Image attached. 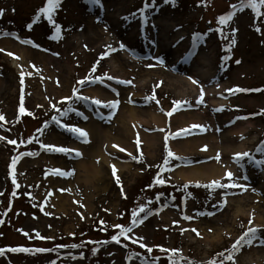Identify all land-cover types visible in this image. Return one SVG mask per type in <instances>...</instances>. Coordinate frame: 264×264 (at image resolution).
Here are the masks:
<instances>
[{"label":"rangeland","instance_id":"rangeland-1","mask_svg":"<svg viewBox=\"0 0 264 264\" xmlns=\"http://www.w3.org/2000/svg\"><path fill=\"white\" fill-rule=\"evenodd\" d=\"M148 2L151 3V0ZM103 4L105 11H109V17L105 19L104 16V20H101L102 14L98 10L90 11L83 0H62L54 13L55 23L62 27L61 38L50 39L55 35V30L46 18L41 17L39 22L33 23V18L46 5V0H0V9L4 11L0 17V49L5 50L0 52V114L5 118L0 121V137H4L0 140V249L5 250L0 255V264H144L145 258L151 264L152 257H159L158 264H169L168 256L171 253L161 252V247L179 250V255L185 258L180 264H189V261L192 264H209L213 259L219 261L222 258L217 254L224 252L228 256L233 243L248 227L258 228L260 237L264 233V225H259L256 218L259 213L257 207L264 209V170L248 165L246 160L243 170L234 164L237 168L234 180L246 174L249 178L247 181L257 189L210 190L197 187V184L206 185L211 181L183 182L176 173L183 167L205 164V153H180L176 142L200 136L204 132L207 135L214 127L219 134L229 136L235 135L236 129L243 128V133L235 137L233 146L245 143L242 152L247 151L258 159H264V155L256 152L264 142V16L257 19L251 9L240 12L237 8L234 18L226 26H221L218 17L232 11L231 5L239 6L240 0H176L175 7L165 4L163 0H156L155 8L147 13L150 19L145 28L139 18V10L144 7L145 0H103ZM133 14L137 15L133 17ZM98 17L102 22H97ZM124 17L129 19L125 20ZM29 24H32L31 30L27 28ZM95 27L99 33L94 40ZM256 27L261 31L257 32ZM220 28L223 29V36L217 31ZM233 29L238 30L234 37ZM5 32L12 35L4 36ZM195 33L202 34L204 38L198 48L192 49ZM155 36L161 37L163 44L170 43V65L176 70L182 68L178 71L180 73H172L167 60H163L162 66L157 61L149 63L153 58L152 41L157 40ZM232 39L236 43L229 52L227 49ZM23 40L33 43H22ZM121 43L137 60L143 61L144 68L137 64L139 68L131 65V70L120 71L115 65L121 62L114 57L119 54L118 50L101 59L109 51L108 46L118 47ZM14 44L32 53L19 59L8 55L13 51ZM190 52L195 54L189 55ZM225 56L231 58L224 60ZM202 58L208 60L209 64L201 62ZM110 59L118 62L114 65ZM237 60L241 63L237 64ZM97 61L99 64L92 73ZM60 65L67 66V83L60 77ZM109 65H114L116 68H113L118 71L113 72ZM149 65L161 66L166 73L184 80L196 77L200 85L204 83L201 76L194 75L210 71L211 79L204 83L205 86L221 85L225 89H220V94L212 92L202 103H197L199 98L194 93L187 91L179 95L169 78L161 73V76L150 73ZM89 74L93 77L104 76V83L86 84L80 91L81 95L87 92L107 93L113 97L106 98L105 102L119 100L118 109L110 119L107 117L112 110L106 107L99 109L106 118L101 119L97 115V127L104 126L106 130L114 131L122 124L121 120L128 117L127 107L136 110L135 121L141 125H137L138 137L133 138L129 146H122L111 139L92 140L90 135V143H81L53 122L52 117L57 116L61 123L86 130L88 123L78 119L75 112L60 116L52 105L63 110L72 104L84 115L97 112L96 106L89 103L84 102V107L83 101L73 103L64 100L72 96L74 88L79 87L77 82ZM105 74L131 83H117L115 79L109 81ZM236 88L261 91H228ZM152 95H155V100L146 99ZM22 98L26 112L21 116L19 108ZM213 99L224 100V103L215 107ZM174 101L187 103H183L180 110L173 111ZM215 108L224 110L217 111ZM152 109L161 115L160 125L145 114ZM170 111L173 114L168 116ZM179 113L190 114L188 119L194 123L180 126L175 120ZM202 120L210 122L208 127L203 130L192 127L200 126ZM46 123L48 127L45 128ZM41 128L44 129L43 134L38 131ZM181 130H187L188 134L177 136ZM143 135L158 136L155 151L148 150ZM71 138L77 147L70 146L68 141ZM9 140L17 143L10 144ZM42 145L76 149L82 156L50 151ZM80 145H101L102 152L105 149L116 150L123 158L110 163L102 158L93 159L79 148ZM113 145L126 151L121 152ZM169 149L174 153L171 158L167 156ZM129 153L137 159L133 160ZM17 157L21 158L14 169V184L11 164ZM165 159H168L167 165ZM91 162H100L103 170L97 177L99 180L94 179L95 186L85 189V185L75 179V168L77 164ZM219 162L227 165V162L223 163L224 160ZM112 165L117 169L119 184L112 174ZM54 170L72 171L73 175H57ZM81 170L84 171L83 168ZM157 177L165 180V183L156 184ZM220 180L228 182L224 178ZM244 181L239 179L238 183L244 185ZM225 192L228 193L226 204L220 206ZM238 197L242 198L246 213L236 215L237 202L230 206L229 201ZM139 205H146L154 214L134 227L129 235L133 239L143 237L142 242L153 248L152 253L141 248L139 243L133 244L123 237L119 244L111 241V237L119 232L113 226H129L131 212ZM206 212H214L215 215H199ZM186 215L192 219L185 220L183 217ZM192 229H196L200 235L197 236ZM37 233L46 239L38 238ZM103 241L109 243H101ZM256 241L251 246L244 245L239 249L233 257L235 264H248ZM73 244L82 247H70ZM61 245L64 247H58ZM18 247L33 251H7ZM38 248L52 251L36 252ZM93 249L99 251L94 253ZM137 253L139 255H135ZM130 254L134 258L129 259ZM225 264H233V261H225Z\"/></svg>","mask_w":264,"mask_h":264},{"label":"snow or ice","instance_id":"snow-or-ice-1","mask_svg":"<svg viewBox=\"0 0 264 264\" xmlns=\"http://www.w3.org/2000/svg\"><path fill=\"white\" fill-rule=\"evenodd\" d=\"M83 2L85 4H87L89 6V10H95V9H99L100 11H103L104 9V4H103V0H83ZM163 2L165 4H171L173 7H175V3L176 0H163ZM62 4V0H46V5L42 8L39 9L38 14L33 18V23H37L40 21L41 17H44L47 19V21L54 26V30H55V35L51 36L50 39H57V38H61V32H62V27L58 24L55 23L54 20V13L58 10V8L60 7V5ZM156 6V0H151V3L148 2V0H145V4L144 7L141 8L139 10V18L142 22V25L147 28L148 23H149V15H147V13L149 12V10L151 8H155ZM232 11H230L227 14L221 15L218 17V24L221 26H226L236 15V10L238 8V10L240 12H243L245 9H251L252 12L254 13L255 17L257 19H259L260 17L264 16V11H262V9H264V0H240V4L239 6L233 4L230 6ZM4 15V11L2 9H0V17H2ZM137 14H133V17H135ZM125 20H128V17H124ZM97 22H102L100 20V18L98 17ZM28 30H31L32 28V24L27 25ZM255 30L257 32H260L261 29L259 27H256ZM217 31L221 32V35L223 36V29H217ZM236 31H238L237 29H233L232 30V36H235ZM4 36H10L12 35L11 33H3ZM203 35L199 34V33H195L193 34V38H192V49H196L199 47L200 42L203 40ZM225 39L227 37H224ZM145 39H147V37H145ZM22 43H33L31 40H23L21 41ZM236 43L235 39H232L230 45L228 46V51H231V47L234 46ZM38 47V45H35ZM109 51H106L102 56L101 59L106 58L108 55H111L112 52L117 51L118 49L115 48H111V46H108ZM119 50H126V46L121 43L119 45ZM5 51L4 49H0V52ZM10 56H14L13 53H7ZM194 52H190L189 55H194ZM55 55H58V53H56ZM16 59H19V57H15ZM231 57L230 56H225L223 59L224 60H229ZM156 61L157 64L159 65H163L164 61L162 58L156 57ZM237 64L241 63L240 60L236 61ZM99 64V61H97V64L93 66V69L91 70L92 73H95L96 68ZM154 65H149V67H153ZM33 67H35L33 65ZM22 77H23V72L21 73ZM105 76L107 77V79L109 81L111 80H116L117 83H122V84H130L131 81H123V80H119L117 78H114L110 75L105 74ZM104 76H100V77H93L91 74H89V76H86L84 79L79 80L77 83L79 85V87H76L73 89V94L71 97H66L64 98L65 101H73V103L75 102H80L83 101L85 103H90L91 105L96 106L97 109V113L100 116L101 119H105L106 117H104L103 113L99 112V109L101 107H106L109 108L110 110H112L109 114V116L107 117V119H110L111 116H113L115 114V110L118 109V105H119V100H114V101H102L98 98H90L88 96L85 95H81L80 91L81 89L86 85V84H103L104 83ZM189 80L195 84V85H200V82L192 77H189ZM162 83V82H161ZM21 84H23V78L21 79ZM113 91H115V89H113ZM231 93H237V92H247V91H261V89H255V90H248V89H241V88H236V89H229L228 90ZM118 95V93H117ZM204 89L201 86L200 87V96L199 99L197 101V103H202L204 101ZM147 100L151 101V100H155L156 97L155 95L146 97ZM158 103V101H157ZM183 103H187V102H181V101H174V109L173 111H177L180 110L181 106ZM52 107L58 112L60 113V116H67L69 113L75 112L77 116L82 117L84 120H87L88 117L86 115H84L83 112L78 111L76 108H74L72 106V104H69L68 107H66L65 109L61 110L60 108H56L55 105H52ZM217 111H223V108H219L216 109ZM173 111H170L167 113L168 116H171L173 114ZM19 112L22 115L25 114L26 110L24 108L23 105V98L21 99V105L19 108ZM29 115H31V113H28ZM247 117H237V119H246ZM4 116L2 114H0V121H4ZM52 120L54 123H56L57 125H59L62 129H64L66 132L70 133L72 136H74L77 140H79L81 143H90V139H89V133L85 130L82 129L79 126L73 125V124H67V123H61V120L59 117L57 116H53ZM45 128L48 127L47 123L44 126ZM192 127H201V129L203 130V126H197L194 125ZM38 131L43 134L44 129H38ZM161 131H163V129H161ZM188 131L187 130H181L180 133H177V136L179 135H187ZM175 138V137H174ZM4 137H0V140H3ZM241 139H243V137H241ZM168 137H165V141L167 142ZM29 142H31V139L29 140ZM8 143L10 144H16L17 142L15 140H9ZM23 143V142H21ZM137 143H139V140L137 141ZM42 147L48 148L50 151H55L58 153H63L65 155H71L74 153L75 157H81L82 153H80L78 150L76 149H70L68 147H57V146H52V145H42ZM113 147H117L119 149V151L124 152L126 151V149L124 148H119V146L117 145H113ZM166 148H167V143H166ZM207 149V146H205L204 150ZM256 152L261 153L262 155H264V142L261 143L260 146L257 147ZM24 155H34L33 153H24ZM129 155L132 157L133 160L137 159L136 156H133L131 153H129ZM167 156L169 158L174 156V153L169 149L167 151ZM21 157H17L14 158L12 160V164H11V168L13 169V183L15 184V173H14V169L16 166V163L18 161V159H20ZM176 159H182V157H176ZM215 159L219 162L220 161V155L217 154V156L215 157ZM245 160L247 162L248 165H252L255 166L258 169L264 170V159H258L256 158V156L250 152H238L234 154L233 157V161L234 163H236L238 165V167H240L242 170L245 169L246 165H245ZM165 165L168 164V159H165L164 161ZM54 172L57 175H61V176H71L73 175L72 171L69 172H64L62 170H54ZM117 173V169L115 168L114 165H112V174L114 177H116V182L117 184L120 183V178L119 176L116 175ZM225 180H227L228 182H221V180H213L211 181L209 184L206 185H200L197 184V187H205L208 188L210 190H216V189H233V188H241L243 190H247L245 185H242L240 183H238L239 179H243L245 181H247L249 178L248 176L245 174L240 178H237L236 180H234V173L232 171H227L225 173ZM156 184L159 185H163L165 183V180L157 177L155 180ZM123 191V189H122ZM228 193L225 192L224 193V199L222 201V204L220 206H224V204H226V197H227ZM151 203V202H149ZM83 207V205H81ZM214 207H216V205H214ZM141 214H143V216H141ZM154 214L153 211L148 208L146 205H139L138 209H133L131 212V223L129 226H123V225H114L113 227L118 228L119 232L116 235H113L111 237V241L115 242L117 244L120 243L121 241V237H123L126 240H131V242L133 244L139 243V246L141 248L146 249V251L148 253H152L153 252V248L148 247L146 244H144L143 241V237H138L136 239H133L129 233L133 232L134 227L139 226V224L143 223L144 219H147V217L149 215ZM199 215H215L214 212H206V213H199ZM83 218V216H82ZM185 220H191L192 217L191 216H184L183 217ZM2 223V222H0ZM101 223L103 224L104 222L101 221ZM176 223V222H174ZM249 224H252V219L249 220ZM241 227H244L243 225H241ZM193 232H196L197 236L200 235V233L196 230V229H192ZM259 229L256 227H248L246 231L243 232L242 235H240L236 241L233 243L231 251L229 252L228 256H225L224 252H220L217 255L219 257H221L222 259H220L219 261H217L216 259H213L211 261H209V264H225V261H233V264H235L233 257L234 255L239 251L240 248H242L244 245H248L251 246L253 244L254 241L256 240H260L261 243H264V239H261V237L259 236ZM26 236L28 235V233H24ZM74 235V234H73ZM37 237L40 239H46L45 237H40L39 233H37ZM89 243H95V242H91L89 241ZM101 243H109V241H103ZM58 247H64L63 245L58 246ZM70 247L72 248H80L82 247V245L79 244H73ZM125 247H127V245H125ZM7 251L10 252H32L33 250L30 248H25V247H18V248H10L7 249ZM36 252H49L52 251V249H44V248H38L35 249ZM96 251H99V249H93V252L95 253ZM161 252L164 253H171L168 256V260H169V264H180L181 261H183L185 258L182 255H179V250L177 249H166V248H160ZM5 252L4 249H0V255H3ZM135 255H139L138 253ZM178 257V258H177ZM81 258H83L81 256ZM133 254L129 255V259H132ZM73 259H76V257H73ZM159 261V257H152V261L151 264H158ZM54 264V262H53ZM144 264H148L147 258H145ZM189 264H192L191 261H189Z\"/></svg>","mask_w":264,"mask_h":264},{"label":"bare ground","instance_id":"bare-ground-1","mask_svg":"<svg viewBox=\"0 0 264 264\" xmlns=\"http://www.w3.org/2000/svg\"><path fill=\"white\" fill-rule=\"evenodd\" d=\"M99 13H101V20H104V16L105 19L109 17V11L105 9H103V11H100L99 9H95V11H97ZM98 29V27H97ZM109 30V27L107 28ZM103 33L106 32L105 28L102 29ZM99 30H96L95 27V32L93 35V39L95 40L96 34L99 33ZM108 38H111L109 34ZM144 35V33H143ZM154 40L152 41V51H153V58L152 61H149V63H155L156 61V57L162 58L163 60H167V66H169V69L171 70L172 73H180L178 71H181L182 68L178 67L177 70L174 68V66H172V64L170 65V57H168L169 54V45L170 43H162V38L161 37H154ZM95 42V41H94ZM6 43H9L8 40H6ZM168 47V48H167ZM112 48L118 49L117 46H114ZM172 49V46H171ZM11 51V50H10ZM9 51V52H10ZM29 52L27 49L21 48L19 45L14 44L13 46V51H11V53L14 54V56L16 57H23L25 58L26 55L29 54ZM32 53V52H31ZM34 54V53H33ZM115 59L118 58V61L120 60L121 63H119V65H115L116 62L118 61H114L113 59H110L112 64H114L116 67H118V69L120 71H126L127 69H130V66H135V68H139V64L140 66L143 67V61H139L137 60L136 57L132 56V54L128 53L127 50H125L124 52H119V54L114 56ZM201 58V57H200ZM201 62H204L205 64H209V61L202 58ZM152 63V64H153ZM138 64V65H137ZM114 65H109V68H112L113 72H117L118 70L114 69L116 68ZM114 67V68H113ZM144 68V67H143ZM150 68V73L155 74V75H160L163 74L166 77H168L170 80V82H172L173 85H175V89H177L179 95H183L185 94L187 91H190L192 94H195V97H197V99L200 96V87L202 86L204 89V99L207 98V96L213 92V94H220L223 89H225V86H212L211 88H207L204 84L207 82V80L211 79V72L210 71H201V72H197V75L194 76H201L202 80L204 83V85H195L193 84L189 78L187 77L185 80L181 79L179 76L173 75L172 73H166L165 69L161 68V66L159 67L157 66H153V67H148ZM164 70V71H163ZM58 71L61 73V78H63L64 82H68V77L66 76L67 73V66L66 65H60L58 66ZM112 72V73H113ZM161 73V74H160ZM194 79H196V77H192ZM197 80V79H196ZM140 88H143V85H140ZM222 89V90H220ZM83 95L88 96L90 98H98L102 101H106V98H112L113 96L111 95H107V93H100L96 92L94 94L92 93H84ZM84 103V102H83ZM82 103V104H83ZM224 103V100H216L213 99L212 100V104L215 107H220L222 106ZM90 104V103H89ZM86 106V104L84 103V107ZM129 109L127 112V116L126 119L124 118L123 120H121L122 124L119 126V128H116L114 131L113 130H106L104 126H99L97 127L96 122H97V115L98 113L96 111H94L93 113H87L86 116L88 117L87 120H84L82 117L78 116V119L80 120H84L85 122L88 123V126L86 128V131L89 133L90 135V139H102L104 138L105 140H113L114 142H119L120 145L122 146H129L131 144V142H133V138L138 137L136 135V127L137 125H141L136 123L135 118L137 116V112L134 108H128ZM216 109V108H215ZM123 110H121L122 112ZM120 112V113H121ZM145 114L147 116H149L152 120H154L156 123L160 125L162 122V117L160 114H158L156 112V110L152 109L148 112H145ZM188 118H190V114L187 113H179L177 114V117L175 118V120L177 122H179L180 126H183V124H192L194 123L193 120H189ZM132 123V124H131ZM210 122H206L202 120V122H200V126H203V128L208 127V124ZM213 125V122H212ZM80 127V126H79ZM100 129L99 134L97 133V129ZM198 129L201 130V127H197ZM213 131H211V133L209 132V134L206 135V132H204L203 134H201L200 136L188 139V140H180L177 143V147L180 153H185V154H189L191 152H203L205 153V164H200L199 166H195L192 168H180L179 171H177L176 175L178 177L179 180H182L183 182H191V181H196V180H202V181H212V180H220L222 178L225 177V173L227 171H232L233 173L237 174V168L234 164L233 161V157L235 153L238 152H242L245 149V143H241L238 146H233L232 143H234L235 141V137L240 136V133H243V128L241 129H236L234 134L235 135H227V134H219L217 132V129L215 130V127L212 128ZM145 136L144 141H145V145L148 148V150L151 151H155L156 147H157V143H158V136L157 135H153V136H148V135H143ZM184 139V138H183ZM70 143L71 147H77V144L71 139H69L68 141ZM216 143H219V145L217 146ZM205 146H207V149L204 150ZM80 149H82L85 154H87L89 157H92L93 159L96 158H102L104 159L107 163H110V161L112 162V160H114L113 162H119L118 159L123 158L120 154V152L116 151V150H111V149H105V152H102L101 149V145L97 146V147H93L91 145H80L79 146ZM196 153V152H195ZM209 154V155H206ZM217 154L220 155V161L224 160L227 165L224 166L222 164V162H217V160L215 159V157L217 156ZM105 155H107L105 157ZM229 161V162H228ZM81 168L84 169V171L82 172ZM77 169V175H76V180L78 182H82L85 185V189H90V187L95 186V182L94 179L99 177V174L102 172V165L100 164V162H96V164L94 162H91L90 164H77L76 168ZM97 180H99V178H97ZM244 185L246 186L247 189L253 188V189H257L256 186H252L251 182L248 181H244L243 182ZM256 184V183H255ZM258 185V184H257ZM259 188V187H258ZM262 196V195H261ZM264 196V194H263ZM242 198L238 197V198H231L229 202H231L230 206L232 205V203L237 202V209H236V215L238 214H244L246 213L245 209L242 207ZM257 210L259 211V213L256 214V218H257V222L259 223V225H264V209L261 210V207H257ZM261 239H264V233L261 236ZM259 240H257V244H255V248H253V254L251 255V257L249 256V262L248 264H264V243H261Z\"/></svg>","mask_w":264,"mask_h":264}]
</instances>
